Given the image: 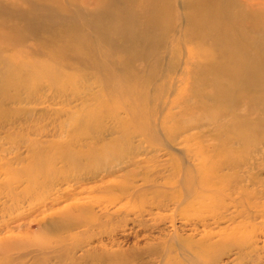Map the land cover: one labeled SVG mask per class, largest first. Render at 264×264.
<instances>
[{
  "label": "rangeland",
  "instance_id": "374dc122",
  "mask_svg": "<svg viewBox=\"0 0 264 264\" xmlns=\"http://www.w3.org/2000/svg\"><path fill=\"white\" fill-rule=\"evenodd\" d=\"M224 2L233 10L248 0ZM182 6L178 4L179 12ZM181 21L185 23L183 17ZM241 27L240 32L264 37V29L253 23ZM26 43L31 47L35 42L29 38ZM188 43L172 44L177 67L172 78L158 81L159 88L133 86L127 93L104 85L88 70L67 68L55 57L49 63L64 68L69 82L54 86L48 75L36 72L22 76L28 85L6 89L19 98L6 100L0 111V264H72L69 258L47 253L51 246L60 248L59 239L89 246L94 255L104 253L99 264H264L263 235L258 240L249 236L256 243L240 252L229 245L215 254L198 252L204 238L218 239V233L230 230L236 221L217 223L220 207L212 211L189 206L185 171L197 173L221 162L236 176L226 190L235 186L236 191L224 200L243 191L264 208V138H247L244 145L241 136H217L212 110L196 106L195 90L184 87ZM32 57L47 59L37 52ZM21 59L29 60L18 53L15 60ZM170 59L165 57L166 65ZM22 69L30 70L26 65ZM130 104L133 112L127 109ZM206 105L236 111L237 119H245L237 99L225 105L207 99ZM261 126L264 130V122ZM225 141L234 150H228ZM106 148L116 151L106 155ZM129 189L131 196L123 194ZM211 254L214 262L208 263L204 257Z\"/></svg>",
  "mask_w": 264,
  "mask_h": 264
},
{
  "label": "bare ground",
  "instance_id": "6f19581e",
  "mask_svg": "<svg viewBox=\"0 0 264 264\" xmlns=\"http://www.w3.org/2000/svg\"><path fill=\"white\" fill-rule=\"evenodd\" d=\"M178 2V0H6L5 3L0 1V111H4L2 105L6 100L19 98L18 94H8L6 89L28 85L27 79H23L22 76L29 73L40 72L48 75L47 79L50 78L49 81L54 86L69 82V73L64 68L55 69L49 63L55 57L59 58L57 59L59 64L79 71L88 70L104 85L123 88L127 93H130L133 86L145 89L156 84L159 88L158 81H164L167 77L172 78V70L177 67L176 62L172 61V44L184 40L189 42L186 45L187 58L182 71L184 87L195 90L196 106L204 108L205 111L212 110L211 119L215 124L221 121L222 125L215 126L217 136L225 132L231 138L241 136L244 145L247 138L263 139L264 130L261 123L264 122V37L252 36L247 31L240 32L239 29L246 26L247 22L253 23L257 29H264L262 8L264 0H248L243 8L233 10L224 0H180L179 3L183 5L180 12ZM253 2L257 3L255 7ZM181 17L184 18L185 25L182 24ZM29 38L35 42L31 47L26 43ZM63 41L66 43H62ZM8 47L15 49L11 50L12 48ZM34 52L46 55L47 59L32 60ZM18 53L27 54L29 60L16 61ZM167 55H170L171 59L166 65L164 61ZM25 65L30 68L29 71H23L22 67ZM145 94L144 92V96ZM207 99L222 105L234 99L239 100L244 109L241 108L246 111L245 119H237L236 111L210 108L206 105ZM170 102L172 103V100ZM127 109L129 112L134 111L131 104ZM252 113L256 114L250 117ZM247 117L251 119L248 120ZM225 143L228 150H234L233 146L226 141ZM102 151L110 155L116 150L106 148ZM212 165L210 168L206 166L199 168L197 173L191 169L185 171L184 181L189 183V187L186 186L189 198L191 197L188 205L199 204L212 211L220 207L223 210L216 214L214 218L216 222L236 223L230 230L222 229L218 233V239L212 240V235L204 238L203 244L201 242V251L198 252L205 256L210 251L215 254L227 245L235 247L238 252L247 246L253 247V242H256L251 239L252 237L249 239V236L254 234L256 240L262 237L260 235L264 237V208L257 201H252L247 196L248 193H242L243 191H240V195L225 201V196L236 191L235 186L234 189L226 191L235 175L225 170V165L221 162ZM251 175H248L250 179L253 177ZM136 186L138 184L135 183L130 189L134 191L137 189ZM122 187L124 189L126 185ZM130 189L125 192L123 190V194ZM130 194L132 191L126 195ZM136 198L138 200V197ZM86 211L90 212L89 209L80 210L81 213ZM59 240L57 246L60 248L51 246L47 252L50 256L55 254L60 259L69 258L72 264H88L86 258L90 260V264H99L105 257L104 253L91 254L89 246L80 244L71 246ZM212 255L204 257L206 262H214Z\"/></svg>",
  "mask_w": 264,
  "mask_h": 264
}]
</instances>
